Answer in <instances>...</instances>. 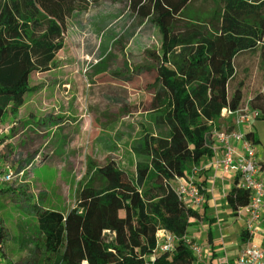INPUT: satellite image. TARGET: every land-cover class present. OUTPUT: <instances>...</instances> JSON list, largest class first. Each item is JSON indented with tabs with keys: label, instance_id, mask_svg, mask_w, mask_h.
I'll list each match as a JSON object with an SVG mask.
<instances>
[{
	"label": "trees",
	"instance_id": "trees-1",
	"mask_svg": "<svg viewBox=\"0 0 264 264\" xmlns=\"http://www.w3.org/2000/svg\"><path fill=\"white\" fill-rule=\"evenodd\" d=\"M112 1L158 38L144 54L156 65L151 112L165 134L144 132L138 139L134 177L110 162L97 168L101 186H82L65 212L44 208L42 197L36 201L26 192L28 183L0 187V197L14 194L15 207L34 218L20 234L21 244L30 245L20 264H194L184 236L200 215L178 197L173 180L213 156L222 109L241 107V84L229 91L236 55L258 47L264 69V0H214L219 10L204 21L192 15L193 0ZM84 3L0 0V123L24 104L30 75L50 68L64 45L67 18ZM249 106L264 119L262 93ZM245 137L257 143L251 132ZM237 183L236 175L226 193L232 215L250 196ZM160 229L177 241L172 251L153 254ZM4 230L0 219V249ZM244 236L243 229L241 241Z\"/></svg>",
	"mask_w": 264,
	"mask_h": 264
},
{
	"label": "rangeland",
	"instance_id": "rangeland-1",
	"mask_svg": "<svg viewBox=\"0 0 264 264\" xmlns=\"http://www.w3.org/2000/svg\"><path fill=\"white\" fill-rule=\"evenodd\" d=\"M81 6L67 18L64 45L50 68L30 75L24 104L0 123L6 144L0 170L32 162L26 192L36 201L42 197L44 208L61 212L75 206L82 186H101L95 170L109 162L134 177L138 139L144 132L165 134L151 112L156 65L144 54L145 48L158 46L155 31L127 19L119 1L85 0ZM190 10L204 21L219 6L214 0H193ZM234 68L229 91L241 84L246 99L264 81L259 48L237 54ZM15 199L11 193L0 197L5 228L0 264H20L30 246L21 244L20 234L34 218L16 208ZM223 223L236 229L226 240L235 242L241 231L236 219L229 216ZM212 228L220 239L221 231ZM236 248L240 252L242 244Z\"/></svg>",
	"mask_w": 264,
	"mask_h": 264
},
{
	"label": "built area",
	"instance_id": "built-area-1",
	"mask_svg": "<svg viewBox=\"0 0 264 264\" xmlns=\"http://www.w3.org/2000/svg\"><path fill=\"white\" fill-rule=\"evenodd\" d=\"M221 115L234 116L235 124H245L250 118L259 115L258 110H252L249 104H245L236 110L227 108L222 109ZM222 145V154L220 157L213 159L212 165L215 169H222L227 172H232L238 176V186L247 189L250 193L248 203L237 209L236 214L244 220L245 233L250 237L258 235V222L262 218L264 210V183L257 178L258 162L256 160V153L253 144L245 137L239 130L231 131H216L213 134ZM238 142L239 148H236L233 143ZM30 162L24 168L14 170L12 168H5L0 170V187L8 186L13 183H28L29 177L32 175ZM180 178L175 177L173 182ZM175 185V184H174ZM175 190L182 202L190 207L197 208L204 202V197L200 192L196 183L191 181H184L175 185ZM188 242L189 249L194 257V264H202L203 250L199 242L184 236ZM177 238L160 229L156 233V243L153 254L160 252L172 251ZM153 258V257H152ZM224 264H264V251L260 250L253 243H246L241 251L233 258L231 262L225 261Z\"/></svg>",
	"mask_w": 264,
	"mask_h": 264
},
{
	"label": "crops",
	"instance_id": "crops-1",
	"mask_svg": "<svg viewBox=\"0 0 264 264\" xmlns=\"http://www.w3.org/2000/svg\"><path fill=\"white\" fill-rule=\"evenodd\" d=\"M243 92V90H242ZM257 92H260L264 96V81L256 90L250 93L246 99L242 98V105L249 104V99ZM9 116V115H8ZM222 120L216 131H231L239 130L243 134L251 132L253 137L257 140V143L253 144L256 160L258 162L257 178L264 183V119L257 117L250 118L245 124H235L234 116L221 115ZM1 138V137H0ZM2 139V138H1ZM3 139L0 143V160L4 159L1 155V151L4 147ZM233 145L236 148L240 147L238 142H234ZM222 145L213 138V156L204 157L197 166H190L187 175L180 176L178 181L174 184L183 183L184 181H191L197 184L201 194L204 197V202L201 206L194 208L195 211L200 215L197 218L190 219V225L187 229L188 237L201 242L203 248V262L202 264H224L225 261L231 262L235 256L239 253L236 245L242 244V247L248 242L253 243L260 250L264 251V210L262 218L258 222V235L250 238L246 233L244 240L241 241L240 233L239 238L235 242H228L233 231L236 229L233 225L223 223L229 216H233L241 231L244 228V220L237 216L232 215V211L226 201V193L232 186L235 174L227 172L222 169H215L212 165L215 157H220L222 154ZM225 225V227L220 226ZM217 226L218 230L221 231L220 239L215 237L213 228ZM240 231V232H241Z\"/></svg>",
	"mask_w": 264,
	"mask_h": 264
}]
</instances>
